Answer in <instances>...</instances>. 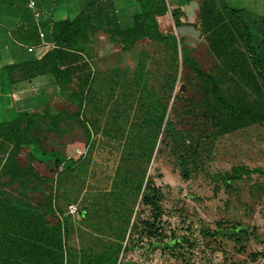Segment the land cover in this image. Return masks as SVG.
<instances>
[{
  "label": "trees",
  "instance_id": "obj_1",
  "mask_svg": "<svg viewBox=\"0 0 264 264\" xmlns=\"http://www.w3.org/2000/svg\"><path fill=\"white\" fill-rule=\"evenodd\" d=\"M134 1L129 22L117 13V0L79 2L74 17L65 0H54L62 13L44 22L41 17L17 25L19 16L7 13L14 19L7 15V36L0 40V79L18 91L24 82L48 78L67 103L78 106L88 147L79 159L48 154L65 166L56 174L50 211L59 219L54 224L46 219L48 211L0 186V264H125L124 256L144 246L143 238L152 252L171 251L179 244L161 229L162 192L148 172L159 142L170 139L182 176L189 178L186 157L179 153L180 146L188 152L189 145L169 114L182 69L197 83L198 107L216 136L264 122V75L253 73L252 47L249 57L228 51L230 58L222 59L228 40L205 39L216 59L207 68L202 63L205 43L198 58L185 39L160 30L156 16L168 10L166 0ZM199 8L202 32L220 31L218 0H201ZM180 14V9L172 10L176 24ZM99 32L122 50H137L134 65L95 69ZM6 50L11 61L2 65ZM41 107L0 121V176L20 169L15 158L22 146H29L34 160L37 140L31 129L42 117ZM222 179L231 182V177ZM71 204L77 208L74 214L69 213ZM141 206L149 208L150 217L140 218ZM226 230L228 236L249 233L242 227Z\"/></svg>",
  "mask_w": 264,
  "mask_h": 264
},
{
  "label": "rangeland",
  "instance_id": "obj_2",
  "mask_svg": "<svg viewBox=\"0 0 264 264\" xmlns=\"http://www.w3.org/2000/svg\"><path fill=\"white\" fill-rule=\"evenodd\" d=\"M184 1L169 0V3ZM7 13L19 16L20 23L39 22L27 7V0L6 1L4 24ZM98 34L94 39L95 69L134 65L137 50H122L106 33ZM185 42L195 52L204 54L193 39ZM19 50L26 54L22 47ZM4 54L3 63H9L10 54L7 50ZM203 58V65L209 68V59ZM192 77L182 69L174 92L176 99L172 100L169 111L177 130L185 135V145H189L188 152L182 146L179 149L186 157L189 178L182 176L183 168L171 149L170 139L159 142L148 172L162 192L161 229L168 237L177 238L179 244L171 251L152 252L143 238L144 246L131 249L123 261L125 264H264V124L216 136L212 124L202 117L198 107L200 94ZM12 88L4 77L0 79V101H7ZM21 88L20 93L12 94L18 109L34 110L42 106V117L31 129L37 140L35 158H29V146H22L15 158L20 169L0 176V186L48 211L46 219L54 224L59 219L50 211L56 174L65 166L57 165L48 154L79 159L87 150V137L78 106L67 103L48 78L24 82ZM5 103L7 107L0 105V120L15 115L13 104ZM222 175L231 177V182H225ZM139 216L150 217L149 208L141 206ZM236 227L249 233L225 235L226 229ZM216 231L220 234L215 235Z\"/></svg>",
  "mask_w": 264,
  "mask_h": 264
},
{
  "label": "crops",
  "instance_id": "obj_3",
  "mask_svg": "<svg viewBox=\"0 0 264 264\" xmlns=\"http://www.w3.org/2000/svg\"><path fill=\"white\" fill-rule=\"evenodd\" d=\"M35 1L38 9L42 13L41 17L43 22L51 20L52 15L55 16V14L57 13H62V10H60L55 5L54 0H39L40 2H38L37 0ZM78 1L80 0H65L69 15L71 17H74L78 12ZM117 1V13H119L122 22H129L132 14L136 11L135 1ZM200 1L201 0H185L184 2H178L177 4L175 3L174 5H172L169 3V0H166L168 10L164 14L156 16V21L159 25L160 30L164 33H174L178 39H193L197 42L196 46L205 43V57L209 60H213V62H215L216 59L207 48L205 39L228 40L230 46L224 49V51L222 52V59L230 58V55H227L228 51H242L245 52L249 57L251 55L249 47H252V57L255 61V68L253 70V73L255 76H258L259 74L264 75V0H218V3H220L221 6V18L223 19V22L220 26V31L211 34H204L202 32L201 20L199 18ZM223 6L226 8L228 7L229 9H233L235 10V12H230V10L223 9ZM67 9L65 8V13H67ZM173 9L181 10V14L179 15V24H176V19L172 15ZM5 16L6 0H0V22L3 23L2 27L0 26V40L6 39L7 36L4 31V26L6 24H4ZM208 23L210 24V22ZM18 24L21 23L18 21L17 25ZM195 54L198 58L203 57V54L199 52H195ZM18 56L21 55L17 53L16 57ZM1 57L2 61L4 62L6 57L5 54H1ZM3 62L2 65L5 64ZM228 73L232 75L231 71H229ZM260 85L262 90L264 91L263 82H260ZM16 92L20 93L21 90L13 91V93ZM13 93L8 96L7 101H4L2 99V101H0V105H3L2 107H5V102H7V104H13V109H15L16 114L23 109L17 108L16 103H14L13 100L15 97H12ZM7 120L9 119L0 121ZM257 124H264V122Z\"/></svg>",
  "mask_w": 264,
  "mask_h": 264
},
{
  "label": "built area",
  "instance_id": "obj_4",
  "mask_svg": "<svg viewBox=\"0 0 264 264\" xmlns=\"http://www.w3.org/2000/svg\"><path fill=\"white\" fill-rule=\"evenodd\" d=\"M27 7L32 11L33 17L35 19H40L41 18L42 13L38 9L35 0H27ZM40 36L44 37V32L43 31L40 32ZM68 209H69V213H71V214L76 213V210H77L76 205H74V204L69 205Z\"/></svg>",
  "mask_w": 264,
  "mask_h": 264
}]
</instances>
